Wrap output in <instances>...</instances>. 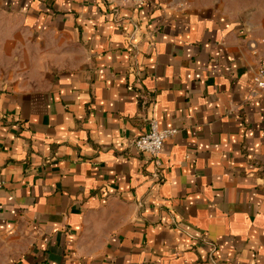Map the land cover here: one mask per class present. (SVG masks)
<instances>
[{"label":"crops","instance_id":"0c3cea01","mask_svg":"<svg viewBox=\"0 0 264 264\" xmlns=\"http://www.w3.org/2000/svg\"><path fill=\"white\" fill-rule=\"evenodd\" d=\"M263 57L264 0H0V264H264Z\"/></svg>","mask_w":264,"mask_h":264},{"label":"built area","instance_id":"2783aa9c","mask_svg":"<svg viewBox=\"0 0 264 264\" xmlns=\"http://www.w3.org/2000/svg\"><path fill=\"white\" fill-rule=\"evenodd\" d=\"M136 4H144L146 0H129ZM254 84L257 89H264V57L260 62L257 74L254 77ZM176 133V129H162L159 127L156 118L150 121V128L147 132L141 134L134 139V146L149 155L152 160L159 165V157L163 149V145L168 138H171Z\"/></svg>","mask_w":264,"mask_h":264}]
</instances>
